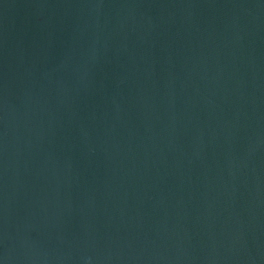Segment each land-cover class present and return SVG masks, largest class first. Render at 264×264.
I'll return each instance as SVG.
<instances>
[{"label": "water", "instance_id": "1", "mask_svg": "<svg viewBox=\"0 0 264 264\" xmlns=\"http://www.w3.org/2000/svg\"><path fill=\"white\" fill-rule=\"evenodd\" d=\"M0 264H264V0H0Z\"/></svg>", "mask_w": 264, "mask_h": 264}]
</instances>
